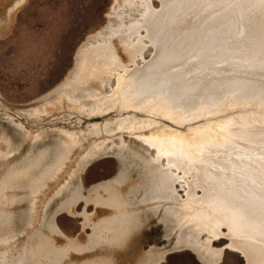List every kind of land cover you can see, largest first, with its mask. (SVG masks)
<instances>
[{"label":"rangeland","instance_id":"1","mask_svg":"<svg viewBox=\"0 0 264 264\" xmlns=\"http://www.w3.org/2000/svg\"><path fill=\"white\" fill-rule=\"evenodd\" d=\"M146 3L149 36L127 66L164 62L146 69L153 94L194 119L120 106L115 68L65 84L103 37L125 62L113 30ZM223 123L229 139L199 162L218 178L194 185L198 198L207 185L237 196L241 161L264 165V0H0V264H245L224 222L215 236L191 219V173L144 139L169 129L189 144L192 128Z\"/></svg>","mask_w":264,"mask_h":264},{"label":"bare ground","instance_id":"2","mask_svg":"<svg viewBox=\"0 0 264 264\" xmlns=\"http://www.w3.org/2000/svg\"><path fill=\"white\" fill-rule=\"evenodd\" d=\"M122 1H126L127 3H130L132 0H122ZM143 7L145 8V12L141 14L140 18L135 19L132 23L126 26H124L125 24L124 25L121 24V26L113 30L112 33L119 38L120 42L122 43V46L128 52L127 59L124 58L125 62L118 60L119 58L116 55L115 51L110 50L109 41L111 40V36L110 37L108 36L107 38L103 37L101 41H98L96 44L93 45L91 44L88 47H86L83 51H80L81 53L76 64L75 71L73 70L74 73L73 75L71 74L72 77L68 79L65 84L66 85L80 84L81 82L84 81V79H86L85 77L87 76V74L95 75L96 73H107L111 71L112 68H115L116 85L112 95H114V98H116V100H119L120 106L122 105L123 107H132V108H140V109L142 108L145 113L158 112L163 115L170 116L175 121L178 120L185 121L189 119H194L197 117L195 114H192V117L187 118L186 115L184 114V111L178 109L176 107V104L174 105L172 99L168 98L167 96H163V92H160L158 96H156L158 92H156L155 95L153 94V91L155 90L154 88H152V85L150 83L151 72L149 73L148 71L146 72V69L148 68L151 69L155 65L163 66L164 62H161L160 59L158 61L157 58H153L150 64H147L143 67H136L135 65L134 68L130 69L127 66L129 62L134 63V60L137 56L142 57V49L145 46V44L142 42V39L144 38V36H149L148 34L150 28L149 25L150 23H152L154 15L151 14L147 3L144 4ZM140 27H144L146 30V33L143 36L139 32ZM91 59H96V61L95 62L91 61ZM88 60L90 61L88 62ZM119 70H122V72H120ZM178 106L181 107L180 105ZM224 125L226 124L223 123L218 125L217 124L209 125L210 127H207L205 131H199L198 133H196L197 128L195 127L192 128L191 134L194 135L195 133V135L198 136L197 138L198 140L196 142V140L193 139L194 142L196 143H193L192 140V142L189 143L190 145L187 144L188 140L187 142H185L187 138L184 137L185 138L184 139L182 137L183 134L181 135V132L178 133L168 132L169 129L166 131L164 129L165 127L162 128L163 130H165V135L164 133H162V135L159 134L160 136L158 137V135H154V133H150V135L145 136L144 139L145 140L148 139V141H152L154 142L153 144H156V149L158 154L165 155L168 160L167 163H171L175 168L182 169L183 174L189 172L191 173L192 176V180L190 181L191 190L187 200L183 199V205L184 204L191 205L190 207L192 208V211L189 212L190 214L187 213L191 216V219L196 220L198 217L199 218L202 217L201 219L203 220L206 219L205 220L206 222L211 221L208 224L212 226L211 228L215 236L220 235L221 233L218 230L217 226H219L220 223L224 222L228 226V232L226 233L227 236L229 235L228 238H230V242L228 243V245L232 247H236L241 251L240 253H242L246 259L245 264H264V165L263 163L261 165L256 164L258 168L255 166L253 173L250 172V170H248V165H247L248 162L245 163L244 160L241 161L242 164L241 165L239 164L240 165L239 167L240 170L245 171V173H242L243 172L242 171L241 173L243 175L241 177L232 174L231 177L233 179L232 178H230L232 180L228 179L231 182L232 181H234V183L237 182V185H239L238 188L241 189V191H239L238 189L237 190L241 193L235 192L237 196H232L234 193L232 195L231 193L228 194V192H226L227 190L218 192L220 191V189L217 191V188L215 187L217 185L215 186L212 185L213 182L211 185L210 184L209 185L210 187L212 186L215 187L214 190H210L208 185L206 186L207 188L205 187L202 188L203 196L201 198H198L193 191L194 185L195 186L201 185L202 187L204 186L203 182L207 179L210 180L212 175H214L213 174L214 170L212 173L211 169H208V171L209 170L211 171V174H207V173L205 174V172H203V174L199 173V170L201 169L200 168L201 163L199 162L204 159L208 160L207 155H210L209 153L211 152L210 149L211 146H209L207 142H209L211 139H217L219 136H220L219 140L229 139V135L228 133H226V127ZM227 125H230V123H227ZM178 128L182 129L181 127ZM216 131L219 132L216 133ZM191 134L189 133V135ZM194 137L196 138V136ZM209 159H211V156H209ZM231 160L232 159L230 158V161ZM220 163L219 164L217 163V165L219 166L222 165ZM231 164L229 165L232 166L233 164L232 165ZM234 165H238V164H236L235 162ZM205 169H207V167ZM171 174H170V178L173 177L175 179L176 178L174 177L175 174L174 175L172 174V176ZM219 174H220L219 172L218 174L215 173V175L218 176ZM168 179L169 178H167V180ZM222 183L223 182H221V184ZM197 198L200 200L201 203H205L207 206L203 207L202 205L201 206L198 205L194 209L193 204L198 202ZM181 211L183 210L181 209ZM189 215L188 217L186 215L188 219H190ZM200 221L201 220H199V222Z\"/></svg>","mask_w":264,"mask_h":264}]
</instances>
